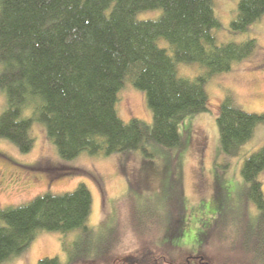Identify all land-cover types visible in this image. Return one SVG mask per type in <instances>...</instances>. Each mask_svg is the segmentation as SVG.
I'll list each match as a JSON object with an SVG mask.
<instances>
[{
    "label": "trees",
    "instance_id": "trees-1",
    "mask_svg": "<svg viewBox=\"0 0 264 264\" xmlns=\"http://www.w3.org/2000/svg\"><path fill=\"white\" fill-rule=\"evenodd\" d=\"M149 9L161 13L136 18ZM263 14L264 0H237L230 30L244 32ZM219 28L212 0H0V138L28 152L31 126L38 122L63 160L81 153L150 156L149 143L181 150L179 124L208 111L204 83L256 48L254 38L217 44L213 30ZM160 37L167 48L157 44ZM179 62L198 63L205 71L181 77ZM125 81L143 92L151 121L118 117L117 93ZM215 123L222 152L235 156L264 123V111L246 112L226 94ZM263 169L264 144L241 164V219L233 235L216 236L219 244L227 239L226 246L208 245L202 235L189 238L192 248L182 244L180 192L168 194L169 210L157 212L138 206L128 189L115 200L113 224L86 225L92 198L78 183L0 208V264L22 253L39 231L76 229L71 242L61 241L64 261L43 257L37 264H264ZM246 204L255 216L244 214Z\"/></svg>",
    "mask_w": 264,
    "mask_h": 264
},
{
    "label": "rangeland",
    "instance_id": "rangeland-1",
    "mask_svg": "<svg viewBox=\"0 0 264 264\" xmlns=\"http://www.w3.org/2000/svg\"><path fill=\"white\" fill-rule=\"evenodd\" d=\"M236 3L237 0H212L214 14L220 22V28L213 30L215 41L221 44L254 38L255 51L233 64L230 70L216 73L204 83L208 111L187 116L179 124V133L185 141L181 150L149 143L146 149L150 156L140 151L110 155L81 153L63 160L44 127L33 122L30 131L33 145L28 152L22 153L10 141L0 138V208L26 202L46 192L70 191L83 183L92 198L86 225L107 227L115 220V200L128 189L132 190L138 206L145 208L148 204L157 212L169 210L168 194L180 192L186 233L185 239L181 238L184 239L182 244L189 238L204 236L208 245L218 248L228 245L227 239L221 244L216 242V236L233 235L241 219L244 206L241 164L264 144V123L255 126L252 137L235 156L224 154L218 140L215 118L226 94L246 112L264 111V14L246 31L233 33L230 21L235 16ZM160 13V9H149L138 13L136 18L155 19ZM157 44L163 48L168 46L161 37ZM167 52L171 54L169 49ZM204 71L205 68L195 62L177 63L181 77L194 78ZM117 97L115 109L120 119L127 121L136 117L151 121L143 92L129 81L124 82ZM4 105V95L0 91V112ZM25 114L30 115V112ZM259 180L264 196V169ZM164 204L167 207L164 208ZM246 213L250 218L256 215L253 205H245ZM77 232V229L64 234L39 231L22 253L1 264H37L38 259L53 256L64 261L61 241L71 242ZM186 247L191 245L187 242ZM199 259L202 261V255Z\"/></svg>",
    "mask_w": 264,
    "mask_h": 264
}]
</instances>
